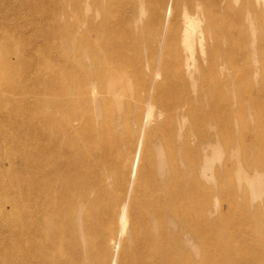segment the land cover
I'll return each instance as SVG.
<instances>
[{"label": "bare ground", "instance_id": "6f19581e", "mask_svg": "<svg viewBox=\"0 0 264 264\" xmlns=\"http://www.w3.org/2000/svg\"><path fill=\"white\" fill-rule=\"evenodd\" d=\"M0 11V264H264V236L233 235L264 208L235 200L264 170V77L238 61L262 51L255 0H66V60L36 86ZM196 28L207 63L184 58Z\"/></svg>", "mask_w": 264, "mask_h": 264}, {"label": "rangeland", "instance_id": "374dc122", "mask_svg": "<svg viewBox=\"0 0 264 264\" xmlns=\"http://www.w3.org/2000/svg\"><path fill=\"white\" fill-rule=\"evenodd\" d=\"M255 1L257 8L263 13L264 25V0ZM65 2L66 0H0V6L2 8L8 7L13 12V15L10 17L9 21V23L11 24H7L5 21L4 26L9 31L13 30L11 32L24 40V44L26 46V50L23 53V56L18 57L21 58L20 61L22 64L20 69L23 70L22 80L24 83L28 81L31 82L32 86H36L42 81V76L48 70L43 68L44 64L58 68L65 62L66 57L63 56V49L61 47V45L66 46L67 40V19L64 13ZM234 2L237 3L236 1ZM74 13L75 14L72 22L76 21V11H74ZM3 19L4 14L0 11V21L2 22ZM196 29L198 31V35L196 37L189 38L187 35L183 34L184 58L186 57V55L188 57L190 53L198 55L199 48H202V52L200 55L201 60L204 63H207V41L204 38V35H199V33L201 34L200 30H198V28ZM252 32L253 31H251V33ZM257 45L258 41L257 39H255V41L251 45V49L242 50L238 55V61L243 67V69H241L240 71L241 77L245 81H255L256 88H254V90L259 89L258 79H260L262 76L264 77V34L261 43L262 51H260V53H258L257 51ZM31 50H34L33 54H26ZM16 60L17 58L13 59L12 61ZM217 72L220 75L224 74L222 71L219 72L217 70ZM184 74L186 76H189L191 74V71H188L184 67ZM253 115V111L249 110L248 115L245 117L246 123H248L251 130L254 129V124L251 121L253 120ZM232 126L234 127V133L237 135V142H239L240 144V127L236 122H233ZM3 141L4 139L0 137V154L2 156L5 154V150L7 149ZM245 141L247 145L250 146L251 138L246 137ZM191 142L194 144L193 140H191ZM159 143L160 142H158L157 138H152L149 141V149H158ZM8 146H10V143H8ZM252 154L253 152H251V155ZM233 159L240 163L241 156L234 155ZM15 161L18 160L16 159ZM3 167V162H0V170L3 169ZM256 173L257 170H253L252 172H250L245 182H243L244 180L242 181L240 172L235 176L237 181V185L235 187V200L243 207V199L245 196L243 190H245L246 186L247 196L245 198L252 213H254V208L258 207L259 204L264 201V170L260 171V173ZM5 174V183L11 184L13 181L12 178L8 176V172H6ZM1 181L2 178H0V182ZM231 199V197L227 198V202H229ZM223 210L224 212L227 211V206H224ZM261 212L262 217L258 216V218L255 220V222L257 221L256 223L259 224L258 230L254 228L253 230H251V228H249V230L245 231V233L240 231V233L238 234H233L235 241L241 237V234L246 237H254L255 234L261 237L264 236V208L261 210ZM231 218L232 217L230 216L226 217L227 220H231ZM233 226L235 228H239L237 225H232L231 227ZM2 234L4 235V230H2ZM226 237L227 240L228 234Z\"/></svg>", "mask_w": 264, "mask_h": 264}]
</instances>
